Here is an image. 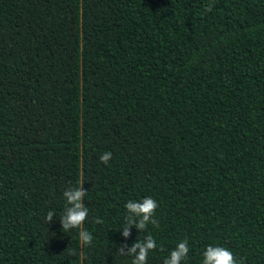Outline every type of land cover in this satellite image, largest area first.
Wrapping results in <instances>:
<instances>
[{"label":"trees","instance_id":"16d2710c","mask_svg":"<svg viewBox=\"0 0 264 264\" xmlns=\"http://www.w3.org/2000/svg\"><path fill=\"white\" fill-rule=\"evenodd\" d=\"M148 235L147 264H264V0H0V264H132Z\"/></svg>","mask_w":264,"mask_h":264},{"label":"clouds","instance_id":"9594fccd","mask_svg":"<svg viewBox=\"0 0 264 264\" xmlns=\"http://www.w3.org/2000/svg\"><path fill=\"white\" fill-rule=\"evenodd\" d=\"M207 11H212L211 7ZM112 152L108 151L102 154L99 159L102 163L108 164L112 159ZM87 191L84 187L68 188L63 192L66 200V207L64 213L59 216L64 232L70 229H82L86 219L88 218L89 209L85 206L84 198ZM129 213L133 214L126 217V225L123 228V235L125 237L130 235L129 228L135 225L140 232L147 229L148 225L156 224L154 219L158 202L152 197H146L140 202L129 201L125 205ZM55 213L49 211L46 220L51 222ZM98 223L100 221H97ZM158 226V225H157ZM81 243L83 245L91 244L92 235L84 230L79 233ZM126 245H120L117 253L121 256H131L132 264H147V259L150 252L156 251V240L148 235L143 241L136 240L135 243L128 249L127 254L124 252ZM188 243L185 240L177 245L175 249L170 252V256L164 260V264H182L189 254ZM203 264H243L238 261L233 253L227 248L221 246L208 245L206 251L203 252Z\"/></svg>","mask_w":264,"mask_h":264}]
</instances>
